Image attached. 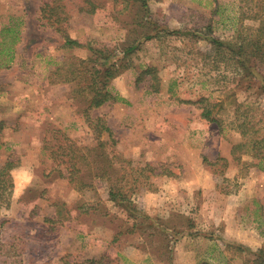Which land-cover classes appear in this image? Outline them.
Listing matches in <instances>:
<instances>
[{"label":"rangeland","instance_id":"obj_1","mask_svg":"<svg viewBox=\"0 0 264 264\" xmlns=\"http://www.w3.org/2000/svg\"><path fill=\"white\" fill-rule=\"evenodd\" d=\"M43 2L0 0V165L19 160L10 205L0 212V264H251L264 249V170L232 148L264 134V94L239 84L241 67L217 60L207 38L242 43L240 32L251 46L264 29V5L149 0L159 35L110 82L115 100L88 112L112 131L99 141L77 84L64 80V69L89 52L62 47L61 35L41 20ZM107 8L93 16L75 12L70 35H87L95 46L143 41L144 29ZM167 27L180 33L165 34ZM147 67L155 68L158 92L151 74L139 81ZM207 104L222 130L201 116ZM247 107L252 122L241 130ZM56 143L68 152L55 162ZM99 145L113 162L109 174L100 170L108 163L99 160ZM74 155L83 180L70 184L60 171ZM113 188L128 204L112 196ZM54 202L70 214L64 210L65 226L43 249L37 228L57 210ZM140 221L147 226L137 227Z\"/></svg>","mask_w":264,"mask_h":264},{"label":"trees","instance_id":"obj_2","mask_svg":"<svg viewBox=\"0 0 264 264\" xmlns=\"http://www.w3.org/2000/svg\"><path fill=\"white\" fill-rule=\"evenodd\" d=\"M73 2L74 1L71 0H44L41 7V20L43 21L44 25L52 27L61 35L63 39L62 47L64 49H86L89 52V57L87 59L79 60L78 65L77 63H70L69 65L72 64V67L70 66L68 70L64 69L68 77L64 80L72 81L73 83L77 84L80 93L78 99L87 103V106L83 111L86 116V121L94 131L96 137L95 139L101 141L102 134L105 132H107L110 137H113L112 131L106 125L104 118L92 117L90 114L88 115V112L103 106L104 104L108 103V101L115 100V97L112 95L109 89L110 82L131 67V56L140 49L143 42L154 39L159 35L160 25L155 21L156 18L153 16L150 10L149 0H80V2L77 4L76 1L75 4H72ZM217 2L218 0H213V3ZM241 2L245 3V6L249 5V8H252L253 4L251 3L256 5H264V0H241ZM72 5H75L77 8L73 9ZM107 6L112 7L111 13H113L112 15L115 18L128 15L131 23L139 26L140 29H144L145 32H142L141 34L143 41L141 42L138 40L125 47H110L109 45L95 46L93 41L87 35L81 38H73L70 35V29L73 28L72 18L75 12L77 13L78 11L79 14L93 16L99 13L100 10H109ZM118 7H121V9L117 10ZM217 9L218 7H216V11ZM254 17L259 18L261 16L254 15ZM164 33L168 35H176L179 34L180 31L175 29L172 30L167 27L165 28ZM259 33L260 37L256 40H252L251 46H247V44H245L247 40L240 32H238L237 38L241 40L242 43L234 42L232 40L222 41L213 36H208L209 38H207V40L211 41L212 51L216 52L215 57L217 60L220 61L221 59L223 60L224 57H227L229 60H235L238 63V66L241 67L242 75L238 78L239 84L243 85V87L246 86L248 89L255 87L257 88L258 94L262 95L264 94V69L261 68V65L264 64V29H259L258 34ZM227 53V56L224 55ZM74 66L75 68H73ZM63 68L64 66L58 67L56 73L62 75L61 72L63 71ZM148 74H151L152 76L150 88L152 91L158 92L159 88L155 68L147 67L142 70L139 76V81ZM241 107V104H239V106L236 108V113H238V110ZM250 112L253 113L254 110H250V108L247 107V111L241 113L242 116H245L243 123L238 125V128L241 127V130L243 128L246 129L245 125L252 122L251 119L253 116H249ZM201 116L211 122H217L222 130L223 123L221 122L220 118L215 116L210 104L203 106ZM3 129L4 122L1 121L0 134L2 133ZM246 130H249V128ZM45 142L49 144L50 141ZM100 143L102 144V142ZM55 147H57V149L51 152V156L55 158L56 162L59 160L57 157L67 156L68 149L67 146H64L62 143H56L51 148L53 149ZM103 148V145H99V147L95 149L101 153L99 160L104 159L108 164H106L105 167H103L104 165L99 167L103 173L107 172V174H109L108 167H110L113 162L110 160L108 155L105 154ZM236 153L250 154L253 159L257 160L255 165H257L259 169L264 170V134L252 135V137H249V139L235 144L232 148V154L234 155ZM81 158L84 159V156ZM81 160H78V157L74 155L72 159H70L71 164H69L68 168H66V173L60 171V175L63 178L68 179L70 184L83 180L81 176V172L83 171L80 165ZM219 160L226 162V159L224 158ZM18 161L19 160L7 159L2 165H0V212L2 209L9 207L10 205L11 196L15 187L12 171L19 167ZM206 161L209 162L207 158H205V162ZM64 162L66 163V161ZM209 164L212 166L218 165V162H209ZM60 165L62 164H58V166ZM217 171L221 172L222 170ZM88 185L89 184L87 183H83L84 187H87ZM114 190L116 189L113 188L111 191L112 196L115 198L123 197V203L128 204L126 201L127 197H125L124 192L119 189L123 193L122 194L115 192ZM53 205L58 207L59 203L54 202ZM36 208L37 206L32 209V212H34ZM62 208L63 207H58L52 215L45 217V222H43V225L37 228L39 234L36 235V238H38L40 245L44 247L43 249L48 246L47 242L50 240L49 237H54L55 234L57 235L61 228L65 226L63 213L65 210L66 213L70 214V211L69 208ZM138 223L140 226L137 225V227L143 228L147 226V223H144L143 221ZM102 259L103 258H100L99 260L93 259L89 263L105 264L103 263ZM250 263L264 264V249L261 250L256 258Z\"/></svg>","mask_w":264,"mask_h":264}]
</instances>
